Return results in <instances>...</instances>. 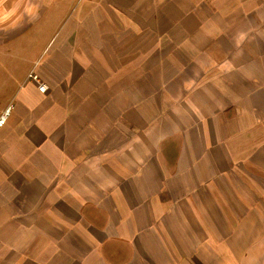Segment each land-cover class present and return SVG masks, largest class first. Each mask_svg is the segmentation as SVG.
<instances>
[{"label": "crops", "instance_id": "crops-1", "mask_svg": "<svg viewBox=\"0 0 264 264\" xmlns=\"http://www.w3.org/2000/svg\"><path fill=\"white\" fill-rule=\"evenodd\" d=\"M7 112L0 264H264V0H0Z\"/></svg>", "mask_w": 264, "mask_h": 264}, {"label": "built area", "instance_id": "built-area-1", "mask_svg": "<svg viewBox=\"0 0 264 264\" xmlns=\"http://www.w3.org/2000/svg\"><path fill=\"white\" fill-rule=\"evenodd\" d=\"M29 80L33 81L34 83H36L38 85L39 91L42 94L46 93L47 87L44 84L40 83V80H39V78L36 75L30 74L29 75ZM7 115H8V112L5 115L0 117V128L5 125L6 119H7Z\"/></svg>", "mask_w": 264, "mask_h": 264}]
</instances>
